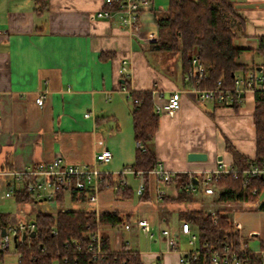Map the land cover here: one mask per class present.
Masks as SVG:
<instances>
[{"label":"crops","instance_id":"0c3cea01","mask_svg":"<svg viewBox=\"0 0 264 264\" xmlns=\"http://www.w3.org/2000/svg\"><path fill=\"white\" fill-rule=\"evenodd\" d=\"M104 1L46 0L38 11V0H0V29L6 32L0 35V172L27 169L57 156L69 163L93 165L96 154L104 149L112 154L102 165L106 169L122 153L119 142L133 148L136 143L132 108L123 87L134 93L155 92L154 101L160 104L174 91H183L180 109L173 117L159 114L160 129L146 144L157 163L172 172L173 179L187 174L200 180L219 161L234 163L228 142L244 158L254 160L253 93L246 95L238 111L215 101L202 102L193 88L185 86L180 58L151 51L152 40L158 37L155 14L164 12L169 1L154 0V8L142 13L140 35L150 36L149 40L130 37L117 20L92 18L104 7ZM230 1L243 18V23L234 22V45L245 50L239 62L248 67L264 65L257 53L259 38L264 36V0ZM247 53H257L261 61L253 59L248 65L242 60ZM124 60L130 61L127 76L119 72ZM40 92H46L42 106L36 104ZM115 139L118 148L113 144ZM191 153H205L208 159L189 161ZM133 160L131 157L121 166L129 168ZM128 176L139 182L135 175ZM128 176L134 195L120 198L113 189L103 190L98 200L100 213L119 212L128 216L123 222L129 223L146 218L153 230L167 228L176 235L180 252L187 255L199 249V243L190 245L187 241L188 246H184L188 237L180 232L184 222L180 212H220L231 220L243 248L257 255L264 253V191L254 202H222L223 190L216 187L213 194L200 190L180 199L175 182L164 184L150 176L143 199L136 195ZM10 183V178L0 176L1 199H12L14 205V211L0 212L7 223L24 216L34 219L37 212L59 211L54 210L55 204L45 208L47 211H38L35 205L30 210L37 212L26 211L22 208L25 203L16 197L5 198ZM158 188L167 191L159 201ZM86 210L94 211L95 207ZM108 229L116 230L113 236L107 234L114 252L130 242L128 248L139 252L144 264H180L181 253L166 252L165 240L156 243L145 234L125 230L122 224L101 232ZM0 264H19V254L11 248Z\"/></svg>","mask_w":264,"mask_h":264},{"label":"trees","instance_id":"16d2710c","mask_svg":"<svg viewBox=\"0 0 264 264\" xmlns=\"http://www.w3.org/2000/svg\"><path fill=\"white\" fill-rule=\"evenodd\" d=\"M46 0H38L41 10ZM243 23L230 0H169L167 11L156 13L155 22L158 27V41L150 45L151 51L170 58H180L181 72L185 78L191 68L193 58H198L207 66L208 74L199 83L185 81L188 88L216 89L219 82L222 88L234 85V76L256 71L257 67H248L239 62L244 49L235 47L234 39L237 33L234 22ZM257 53L264 59V36L259 38ZM256 108L254 112V125L256 128V157L247 160L228 142L227 150L232 154L236 168L244 170L249 164L264 166V92L254 95ZM133 99H139L140 105L132 110L133 132L136 143L142 142L146 150L136 147L135 161L129 167L136 171H149L157 166L155 156L149 151L147 143L160 129V115L155 111V101L152 92H135ZM241 103L234 99L232 108L238 111ZM195 177L179 174L172 181L180 188L178 198L188 199L189 194L182 191ZM111 185H118L116 195L120 198H130L134 191L129 187L119 185V177L107 176ZM243 175L237 179L225 176L217 183L216 188L222 189L220 201L254 202L264 191V178L255 176L249 178L247 187L242 183ZM198 180V179H196ZM21 203L33 202V196L24 191L16 194ZM141 198L146 199L145 194ZM72 202L87 201L82 193H73ZM64 203L63 197L59 198ZM5 215H0V230L7 224ZM127 215L119 212H102L99 216V225L104 230L121 225ZM181 221L190 223L199 230V255L195 258L189 255L188 264H211L210 248L217 245H229L231 250L239 257L247 260L249 264H262L264 258L242 247L241 237L231 220L224 214L217 212L208 214L203 210L193 209L180 212ZM36 235L27 237L14 246L19 254V264H144L141 255L127 246L119 252L112 251L110 237L101 233L103 253L94 259L88 253V226L90 230L98 228L95 211L69 210L58 211L56 214L38 212L34 218ZM57 230V234L53 230ZM72 240L81 242V250L70 245ZM68 244V245H66ZM10 249L0 252V259ZM67 258V261L64 259Z\"/></svg>","mask_w":264,"mask_h":264},{"label":"built area","instance_id":"2783aa9c","mask_svg":"<svg viewBox=\"0 0 264 264\" xmlns=\"http://www.w3.org/2000/svg\"><path fill=\"white\" fill-rule=\"evenodd\" d=\"M154 0H105L104 7L95 13L92 18L105 19L109 21L117 20L121 27L125 29L129 36L132 38H138L141 40H149L142 38L140 35V18L142 13H147L154 8ZM6 33L0 29V35ZM156 40H152L155 43ZM130 61L124 60L120 67L119 72L122 75H128V65ZM262 68V70H258ZM208 70L206 64L200 61L198 58H193L192 68L189 74L184 78L185 81H192L199 83L207 77ZM197 95V98L202 102L215 101L221 104L232 107L234 99L237 98L240 103L244 100L248 93H263L264 92V65L257 67L256 71H249L234 76V85L229 88H222L221 82L218 83L216 89H201L193 88ZM122 92L125 94L126 100L131 101L132 110H136L141 101L139 99H133V91L123 87ZM183 91H174L169 99L160 104L155 103V111L158 114H167L174 116L181 107V99ZM156 95L155 92H152ZM46 99V92H40L36 97V104L42 106ZM130 103V102H129ZM85 117H90V114H86ZM103 142L100 141L99 145ZM137 148L146 150L145 145L142 142L137 143ZM112 154L109 150H102L95 156V162L93 165L75 164L65 161L61 156H57L50 162L40 163L34 167H30L23 170H13L0 172V176H5L11 179L9 189L5 192V198L15 197L17 193L22 191L31 194L33 196V202H52L55 205L60 204L59 211L65 212L73 210L71 208H65V203L69 202L71 205H80L95 207V213L97 216L98 228L96 231L90 230L88 226V253L93 255L94 259L99 258L103 253L102 250V236L101 226L99 225L100 211L98 210V200L100 193L105 189H113L115 192L118 190V185H111L107 179L108 175H114L111 173L102 172L99 166L108 163L111 160ZM135 175L138 178V186L135 190L136 195L142 196L146 192L147 185L149 183V177L153 176L156 180L161 181L164 184H171L173 180L172 172L165 169L161 164L149 171H136L132 168H125L121 173L114 176L119 177V185L122 187H128L127 176ZM243 175L242 183L244 187H247L250 177L261 176L264 178V166L249 164L248 168L241 170L236 168L234 163H228L225 160L218 162L217 167L210 172L203 174L202 178L198 180V183L190 182L185 187L181 188L182 191L187 194H195L200 190H204L207 194H213L214 188L222 177L232 176L237 179ZM179 189V190H178ZM180 191V188H177ZM73 193L81 195L84 193L87 196V201L72 202ZM167 191L164 188L157 189V200H162ZM63 197L64 203H60L59 198ZM82 210H86L83 208ZM20 214L25 215L23 211ZM123 227L127 231L142 233L149 237L150 240L160 243L165 240L167 249L166 252H180L179 242L176 235L173 234L167 228H160L153 230L150 222L146 218H141L136 222L129 223L123 222ZM5 233L0 230V252L11 249L15 246L14 237H18V242L22 240L24 234L29 235L36 230V224L34 219L26 216L23 219L7 223L4 227ZM180 232L188 237L190 245H195L199 240V230L190 223L182 222L180 224ZM53 233L56 235L57 230L54 229ZM68 245V244H66ZM70 245L75 246L79 251L81 250V242L78 240H72ZM127 247L130 242H126ZM181 253V252H180ZM199 249L189 253L195 258L199 255ZM264 258V253L260 255ZM211 264H249L247 260H243L239 257V254L232 251L229 245L223 244L212 246L210 248ZM67 261V258L64 259ZM189 255L183 253L180 254L179 263L188 264ZM264 264V261L263 263Z\"/></svg>","mask_w":264,"mask_h":264},{"label":"rangeland","instance_id":"374dc122","mask_svg":"<svg viewBox=\"0 0 264 264\" xmlns=\"http://www.w3.org/2000/svg\"><path fill=\"white\" fill-rule=\"evenodd\" d=\"M167 1H169V0H167ZM165 6H166L165 11H167L168 10V7H169V3L168 2L167 3L165 2ZM253 59L255 61H257V62L258 61H261V58H260V56L257 53H253V54L252 53H247L242 58L243 62H246L248 65H251L253 63ZM262 60L264 62V59L263 58H262ZM129 102H130V105H131L132 102L131 101H129ZM134 141H135V139H134ZM113 144H114V146L116 148H118V140L117 139L114 140ZM119 146H121L122 153L121 154L119 153L118 155H116V157L112 161V163L109 164L107 168L105 167L106 169H104L102 165L99 166V168H100V170L102 172L112 173V174L116 175L118 173H121L125 169V168H123L121 166V163L123 161H126L129 158L134 157V160H133V163H134L137 143H134V148H133V145H129L128 146V145H126V143L122 147V142H119ZM133 163L130 162L129 165L131 166ZM128 178H129V182L131 183V185L133 187H135V189H136L137 186H138V185L136 186V184H138V183L135 182L131 178V176H128ZM2 192H3L2 189H0V212H10V211H14V208H13L14 205H13L12 199L11 200H2L1 199V196L3 194ZM135 201L137 202L138 199H136ZM31 205L37 206L36 208H37L38 211H42V210L44 211L45 208L48 209V206L53 207L54 204L52 202H47V201H42V202H28V203L26 202L25 204H23L22 208H24L26 211H32V213H33L36 210L35 209L30 210ZM64 206H65V208H71L73 210H79V209H83V208H85V209L86 208H89L86 205L84 207L83 206H80V205H71V203H69V202H66ZM56 207L57 208H54V210H56V209L59 210L61 208L60 204L56 205ZM46 209H45V211H47ZM103 230L104 229L101 228V231H103ZM102 233H105V232H102ZM115 233H116V230L108 229V231H107L106 234H111L113 236ZM131 237H132L131 235L128 236V238H131ZM113 241H115V240L113 239ZM141 241H142L143 244L145 243V240L143 239V237H141ZM187 241H188V239H184V242H183L184 243V246H188Z\"/></svg>","mask_w":264,"mask_h":264},{"label":"water","instance_id":"95a60500","mask_svg":"<svg viewBox=\"0 0 264 264\" xmlns=\"http://www.w3.org/2000/svg\"><path fill=\"white\" fill-rule=\"evenodd\" d=\"M258 70H262V68H258ZM188 159H189V161H206V160L208 159V156H207V154H205V153H191V154H189ZM192 181H193L195 184L198 183V181H197L196 179H194V178L192 179ZM2 233H3V234L5 233L4 228H2ZM35 235H36V233L33 232V233H31V234L29 235V237H33V236H35ZM26 238H27V235L24 234V235L22 236V239L24 240V239H26ZM14 244H15V246H17V244H18V237H17V236L14 237Z\"/></svg>","mask_w":264,"mask_h":264}]
</instances>
